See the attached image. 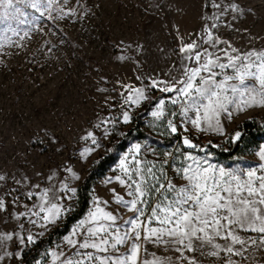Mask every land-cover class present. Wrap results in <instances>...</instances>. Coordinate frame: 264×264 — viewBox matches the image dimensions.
I'll list each match as a JSON object with an SVG mask.
<instances>
[{
    "label": "rangeland",
    "instance_id": "rangeland-1",
    "mask_svg": "<svg viewBox=\"0 0 264 264\" xmlns=\"http://www.w3.org/2000/svg\"><path fill=\"white\" fill-rule=\"evenodd\" d=\"M193 43L195 51L219 56L222 63H227L225 52L235 56L264 51V0H52L43 16L16 0L12 6L0 3V237L12 236L0 239V264H23V252L73 212L76 190L92 165L114 155L105 175L92 185L85 214L51 247L42 249L33 264H53L51 253H63L56 264H62L65 256L84 258L78 251L105 255L73 248L66 237L87 219L96 201L106 210L119 212L120 224L133 215L118 208L113 192L128 199L127 189L115 177L122 176L120 160L134 144L141 145L139 159L157 169L162 167L178 185L183 181L175 169L182 163V153L206 157L228 170L258 168V153L264 144L231 162L215 158L209 146L228 149L241 123L264 120V106L239 111L230 105L229 112L220 114L222 133L197 130L180 114L183 97L161 92L164 85L151 87L153 80L181 78L184 67L194 61L188 58L193 53H182L181 48ZM214 71L219 73L220 69ZM224 74L234 75L231 69H225ZM216 79L221 80L222 75ZM136 88L145 92L138 104L128 101ZM174 98L178 103L171 102ZM161 100L164 116L157 120L152 112ZM124 112L129 115L128 123L123 122ZM189 116L195 118V113ZM169 120L177 127L175 134L168 128ZM89 132L96 144L86 139ZM184 138L197 147L186 148ZM88 149L91 152L82 156ZM45 191L49 203L41 212ZM51 204L61 213L54 223L43 226ZM239 234L244 238L257 236ZM28 235L34 237L33 243L27 242ZM216 243L225 245L220 239ZM234 247L243 254L209 256L184 251L181 255L171 246L143 242L138 264L154 259L188 264L193 257L198 264H264V246ZM126 251L124 246L119 248L120 253ZM85 264L90 262L85 259Z\"/></svg>",
    "mask_w": 264,
    "mask_h": 264
},
{
    "label": "snow or ice",
    "instance_id": "snow-or-ice-1",
    "mask_svg": "<svg viewBox=\"0 0 264 264\" xmlns=\"http://www.w3.org/2000/svg\"><path fill=\"white\" fill-rule=\"evenodd\" d=\"M0 3L12 6L13 0H0ZM16 3L31 7L43 16L51 7L52 0H16ZM15 12L23 15L19 8H15ZM196 47L195 43L188 44L181 48V52L193 53L188 58L194 59L197 67H184L181 78L172 82L151 81L152 88L164 85L160 87L161 92H174L184 98L180 114L187 122L197 130L222 133L220 114L229 112L230 105H235L239 111L254 105L264 106V51H249L235 56L225 52L227 63H222L219 56L212 58L211 53L195 51ZM214 69H220V72ZM225 69H231L234 75L224 74ZM201 73L206 75L202 76ZM217 75H222V79L217 81ZM232 81L236 83H230ZM246 81L254 83L250 85ZM144 98V89L136 88L131 90L128 101L138 104ZM171 102L176 104L178 100L174 98ZM156 109L152 116L159 120L164 116L163 100L156 105ZM190 112L195 113V118L189 116ZM123 122H129L127 112L123 114ZM168 128L173 134L177 132L171 120L168 121ZM239 137L237 132L233 140ZM86 139L97 143L91 132ZM182 143L188 149L197 147L188 138H184ZM88 152L91 149L81 155ZM140 153L141 145H132L130 152L125 153L119 163L122 176L115 177L127 189L128 199L113 192L118 208L133 215L120 224L122 217L119 212L106 210V207L100 206V201H96L87 219L72 230L70 237H66V242L73 248L92 249L105 255L93 256L91 252L81 254L78 251L77 255L84 258L74 260L65 256L62 264H85V259L90 264H138L143 242L171 246L181 255L184 251H201L209 256H218L220 252L242 255V251L234 247L237 244L244 250L245 245L264 246V147L258 153L261 163L258 168L251 169L228 170L210 163L206 157L182 153V163L175 169V175L183 181L180 185L169 178L162 167L157 169L155 164L149 166V162L139 159ZM170 155L165 153V156ZM68 171L71 172V169ZM43 197L41 212L45 211L44 205L49 203L47 191ZM2 207L3 202L0 201ZM60 213L61 209L51 204L43 217V226L54 223ZM240 232L256 233L257 236L244 238ZM78 235L79 240L73 239ZM0 239L10 240L12 236ZM26 239L28 243L34 242L32 235ZM218 239L224 240L225 245L216 243ZM121 246L126 247L125 253L119 252ZM208 248L211 250L206 251ZM51 255L54 257L53 264H56L63 253ZM149 264H167V261L154 259ZM188 264L198 262L193 257L188 259Z\"/></svg>",
    "mask_w": 264,
    "mask_h": 264
},
{
    "label": "trees",
    "instance_id": "trees-1",
    "mask_svg": "<svg viewBox=\"0 0 264 264\" xmlns=\"http://www.w3.org/2000/svg\"><path fill=\"white\" fill-rule=\"evenodd\" d=\"M191 62L190 67H193L195 63L193 60ZM236 132L240 134V137L235 141L233 138L230 139L228 149L209 146L215 158L224 162H231L235 159L245 157L264 144V120L253 119L244 121L237 127ZM114 160V155H108L100 158L92 165L89 174L76 190V205L73 212L67 215L60 225L47 237L28 247L23 252V264H33L39 258V252L42 249L51 247L85 214L89 207L93 183L96 179L105 175Z\"/></svg>",
    "mask_w": 264,
    "mask_h": 264
}]
</instances>
